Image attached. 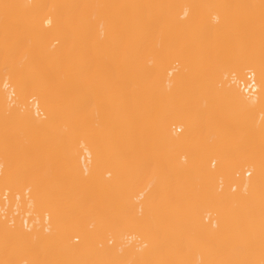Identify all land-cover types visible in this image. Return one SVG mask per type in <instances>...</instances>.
Listing matches in <instances>:
<instances>
[{
    "label": "bare ground",
    "instance_id": "bare-ground-1",
    "mask_svg": "<svg viewBox=\"0 0 264 264\" xmlns=\"http://www.w3.org/2000/svg\"><path fill=\"white\" fill-rule=\"evenodd\" d=\"M0 264H264V0H0Z\"/></svg>",
    "mask_w": 264,
    "mask_h": 264
},
{
    "label": "built area",
    "instance_id": "built-area-1",
    "mask_svg": "<svg viewBox=\"0 0 264 264\" xmlns=\"http://www.w3.org/2000/svg\"><path fill=\"white\" fill-rule=\"evenodd\" d=\"M242 85H243L244 89L246 91H249V92H253L255 89L253 80L250 76L247 77V79L245 80V82Z\"/></svg>",
    "mask_w": 264,
    "mask_h": 264
},
{
    "label": "rangeland",
    "instance_id": "rangeland-1",
    "mask_svg": "<svg viewBox=\"0 0 264 264\" xmlns=\"http://www.w3.org/2000/svg\"><path fill=\"white\" fill-rule=\"evenodd\" d=\"M206 222H209V220H206ZM209 224H210V222H209Z\"/></svg>",
    "mask_w": 264,
    "mask_h": 264
}]
</instances>
